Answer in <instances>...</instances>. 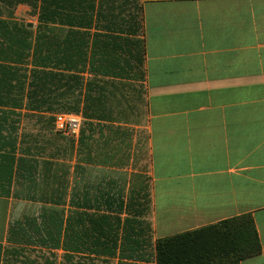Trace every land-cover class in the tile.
Masks as SVG:
<instances>
[{"label": "crops", "instance_id": "0c3cea01", "mask_svg": "<svg viewBox=\"0 0 264 264\" xmlns=\"http://www.w3.org/2000/svg\"><path fill=\"white\" fill-rule=\"evenodd\" d=\"M34 69L47 93L74 78L76 112L32 106ZM22 158L58 163L67 215L89 189L112 222L10 232L35 210L12 216ZM243 214L262 252L241 264H264V0H0V264H158V239Z\"/></svg>", "mask_w": 264, "mask_h": 264}, {"label": "trees", "instance_id": "16d2710c", "mask_svg": "<svg viewBox=\"0 0 264 264\" xmlns=\"http://www.w3.org/2000/svg\"><path fill=\"white\" fill-rule=\"evenodd\" d=\"M36 64L37 66H40ZM73 68V63L68 68ZM30 102L36 109L45 108L50 111L76 112L74 106L75 81L71 77L66 94H56L55 90L44 91L42 71H32ZM57 77V76H56ZM50 79L51 84L57 81ZM71 87V90H69ZM59 166L52 160L22 158L19 161L17 183L21 186L22 196L31 201H40L39 211L31 210L22 219H16L10 226V232L16 231H63L101 229L112 218L110 215L97 217L90 212V191L86 190L83 200L76 201L78 191L72 192V207L83 210H72L69 215L65 209L66 189L59 188ZM80 197V196H79ZM118 211H122L121 195ZM117 223H111V230H119ZM158 264H241L242 261L256 257L262 252V245L254 218L251 214L223 220L193 231L183 232L174 236L157 240Z\"/></svg>", "mask_w": 264, "mask_h": 264}, {"label": "built area", "instance_id": "2783aa9c", "mask_svg": "<svg viewBox=\"0 0 264 264\" xmlns=\"http://www.w3.org/2000/svg\"><path fill=\"white\" fill-rule=\"evenodd\" d=\"M55 129L67 137L77 138L81 134L82 120L72 113H60L55 117Z\"/></svg>", "mask_w": 264, "mask_h": 264}, {"label": "rangeland", "instance_id": "374dc122", "mask_svg": "<svg viewBox=\"0 0 264 264\" xmlns=\"http://www.w3.org/2000/svg\"><path fill=\"white\" fill-rule=\"evenodd\" d=\"M49 140V139H48ZM50 142L47 143L46 139H44V146H45V150L44 153H47L48 155H51L52 157H57L58 155V137L57 136H51L50 137ZM58 158V157H57ZM16 199V198H15ZM15 202L12 208V216L15 218V216H19L21 214V216L30 208H33L35 210H37L39 208V204L38 203H32L30 202H23L21 200H14Z\"/></svg>", "mask_w": 264, "mask_h": 264}]
</instances>
